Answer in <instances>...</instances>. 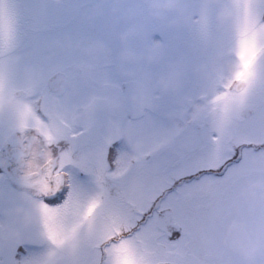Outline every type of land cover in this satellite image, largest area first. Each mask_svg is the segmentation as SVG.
<instances>
[{"label":"snow or ice","instance_id":"snow-or-ice-1","mask_svg":"<svg viewBox=\"0 0 264 264\" xmlns=\"http://www.w3.org/2000/svg\"><path fill=\"white\" fill-rule=\"evenodd\" d=\"M154 7L122 5L155 50L123 78L104 11L0 0V94L31 74L14 113L36 133L0 166V264H264V0Z\"/></svg>","mask_w":264,"mask_h":264},{"label":"rangeland","instance_id":"rangeland-1","mask_svg":"<svg viewBox=\"0 0 264 264\" xmlns=\"http://www.w3.org/2000/svg\"><path fill=\"white\" fill-rule=\"evenodd\" d=\"M68 2L75 5H83L90 12L104 11L105 17L100 20L101 31L98 34V38L105 43L119 45L123 48L124 52L120 60L124 68L122 70L117 69L123 78H131L134 75V72L130 68L131 65L141 62H150L154 59L155 50L143 40L144 30L142 26L136 24L131 30H126L123 27L126 23H131L130 18L122 14V5H124L127 0H68ZM143 2L153 11H157L154 7L155 0H143ZM160 10L167 11L168 9ZM152 20L156 23L160 22V18L157 16L152 17ZM167 27L170 38L176 39L183 35V33L177 32L178 25L169 24ZM157 39H159V37H157ZM82 54L87 62L80 65L77 71L84 75H90L95 72L93 65L96 62V58L105 55L106 49L100 44L88 45L83 48ZM193 74L201 79L206 78L203 68L194 69ZM30 79H32L31 74L26 73L24 76L25 84L16 90L22 89V91H24ZM61 84L60 88L64 86V81ZM203 90L202 88H194V92ZM14 92L12 93V103L8 102L7 92L0 94V148L7 142L13 141L12 143H14L17 140L16 133L19 129L17 127L14 109L16 103L22 99L18 100L15 98L13 95ZM28 100L31 102V106L35 108V101L37 100L36 94L33 93L31 97H28ZM40 103H43L42 98L40 99ZM23 192L24 190L21 189L19 195L20 200L24 199ZM14 214L21 218L25 216L22 210L16 211Z\"/></svg>","mask_w":264,"mask_h":264},{"label":"flooded vegetation","instance_id":"flooded-vegetation-1","mask_svg":"<svg viewBox=\"0 0 264 264\" xmlns=\"http://www.w3.org/2000/svg\"><path fill=\"white\" fill-rule=\"evenodd\" d=\"M91 75V74H90ZM63 83V81L61 82ZM62 84H60L59 88L61 87ZM24 91L22 89L16 90L14 92V97L17 98L18 100L24 98ZM25 99V98H24ZM28 99V97H27ZM17 135V140L16 142L12 143L13 141L7 142L2 146L0 149V166L4 165L7 163V155L6 153H11V154H16L18 155L28 144V140L26 139L27 137H33L36 135L35 132L33 131H28L26 135L24 133H21L20 130L16 133ZM17 168H19V162H17Z\"/></svg>","mask_w":264,"mask_h":264},{"label":"water","instance_id":"water-1","mask_svg":"<svg viewBox=\"0 0 264 264\" xmlns=\"http://www.w3.org/2000/svg\"><path fill=\"white\" fill-rule=\"evenodd\" d=\"M62 81H63V80H60V79H58V80L56 81V86H57L58 89H59V86H60V84H61ZM19 167H20V164H19Z\"/></svg>","mask_w":264,"mask_h":264}]
</instances>
